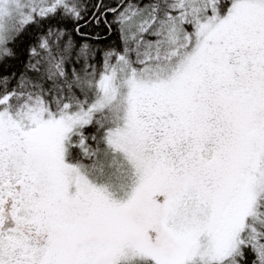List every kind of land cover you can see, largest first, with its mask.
Returning a JSON list of instances; mask_svg holds the SVG:
<instances>
[{"label":"snow or ice","instance_id":"6c2138e0","mask_svg":"<svg viewBox=\"0 0 264 264\" xmlns=\"http://www.w3.org/2000/svg\"><path fill=\"white\" fill-rule=\"evenodd\" d=\"M0 264H264V0H0Z\"/></svg>","mask_w":264,"mask_h":264},{"label":"trees","instance_id":"16d2710c","mask_svg":"<svg viewBox=\"0 0 264 264\" xmlns=\"http://www.w3.org/2000/svg\"><path fill=\"white\" fill-rule=\"evenodd\" d=\"M144 3V2H147V0H125V3ZM112 40L113 41H116L117 45L119 46V39H118V35H113L112 36Z\"/></svg>","mask_w":264,"mask_h":264},{"label":"flooded vegetation","instance_id":"af4514ba","mask_svg":"<svg viewBox=\"0 0 264 264\" xmlns=\"http://www.w3.org/2000/svg\"><path fill=\"white\" fill-rule=\"evenodd\" d=\"M162 199V198H161Z\"/></svg>","mask_w":264,"mask_h":264}]
</instances>
